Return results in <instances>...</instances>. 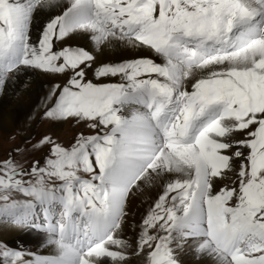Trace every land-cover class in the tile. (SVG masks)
<instances>
[{
    "label": "snow or ice",
    "instance_id": "1",
    "mask_svg": "<svg viewBox=\"0 0 264 264\" xmlns=\"http://www.w3.org/2000/svg\"><path fill=\"white\" fill-rule=\"evenodd\" d=\"M38 75L80 130L0 158V264H264V0H0V93Z\"/></svg>",
    "mask_w": 264,
    "mask_h": 264
},
{
    "label": "bare ground",
    "instance_id": "2",
    "mask_svg": "<svg viewBox=\"0 0 264 264\" xmlns=\"http://www.w3.org/2000/svg\"><path fill=\"white\" fill-rule=\"evenodd\" d=\"M9 88V92L5 90L0 93V130L11 129L20 119H22L25 129L33 123L34 117L32 119L29 117L39 116L41 108L44 106V98L48 92L47 77L38 75L33 77L27 86L17 83ZM0 239L9 242L23 241L30 248H35L38 244L35 233L10 229L3 225H0ZM131 264H141V261L131 258Z\"/></svg>",
    "mask_w": 264,
    "mask_h": 264
},
{
    "label": "rangeland",
    "instance_id": "3",
    "mask_svg": "<svg viewBox=\"0 0 264 264\" xmlns=\"http://www.w3.org/2000/svg\"><path fill=\"white\" fill-rule=\"evenodd\" d=\"M6 91L9 92L10 88H7ZM43 108L44 106L41 108L40 114L37 117H29L27 115L30 119L34 117L33 123L27 128H23V121L20 119V121H18L11 129L0 130V158H4L10 150L16 148L18 145L26 146L24 145L25 137H30L31 141L35 142L41 136L48 134L64 143H69L72 141L73 137L80 130L79 125L72 121L54 123L50 119L42 118L41 113ZM35 155L39 157L42 155V153L36 152Z\"/></svg>",
    "mask_w": 264,
    "mask_h": 264
}]
</instances>
